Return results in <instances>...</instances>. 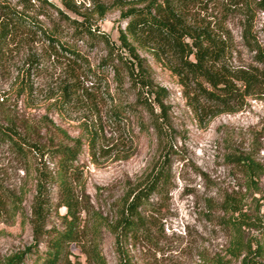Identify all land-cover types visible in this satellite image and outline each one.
Listing matches in <instances>:
<instances>
[{
	"label": "rangeland",
	"instance_id": "rangeland-1",
	"mask_svg": "<svg viewBox=\"0 0 264 264\" xmlns=\"http://www.w3.org/2000/svg\"><path fill=\"white\" fill-rule=\"evenodd\" d=\"M63 1L47 0L118 44L126 26L122 11L147 0H75L76 13ZM260 1L250 0L252 10L231 9L229 0L196 6L186 13L187 25L229 45L228 67L264 71L256 50L264 51ZM48 12L45 25L60 28L84 59L74 63L37 34L0 48V128L12 126L44 153L24 154L0 134V264L19 253L21 264H43L51 237L66 229L61 187L51 181L45 235L33 248L38 172L55 176L59 169L46 150L76 141L79 241L67 246L58 264H245L248 257L264 264V87L239 111L203 119L170 70L171 56L151 45L137 47L150 79L166 91L173 153L170 185L142 211L141 230L125 238L115 230L123 202L159 164L165 141L145 112L129 108L137 89L104 65L105 44L79 41L66 18ZM65 89L75 90L71 99Z\"/></svg>",
	"mask_w": 264,
	"mask_h": 264
},
{
	"label": "trees",
	"instance_id": "trees-1",
	"mask_svg": "<svg viewBox=\"0 0 264 264\" xmlns=\"http://www.w3.org/2000/svg\"><path fill=\"white\" fill-rule=\"evenodd\" d=\"M215 1L147 0L142 7H131L121 13V19L126 22V26L124 30H119L118 44L99 29H94L87 19L71 20L63 10L47 0L0 1V48L21 37L37 34L57 47L58 52L68 54L74 63L82 62L84 57L79 48L62 38V30L57 26L48 28L42 20L49 16L48 9L53 8L60 17L66 18L67 22L74 26V36L79 41L87 37L92 44H105L108 57L104 60V65L115 69L117 75L125 77L137 89V102L129 108L138 107L145 112L158 138L165 141V152L159 164L123 202L115 230L125 238L136 235L141 230L144 221L142 211L150 209L151 200L160 196L170 185V160L173 153L168 142V111L164 104L166 91L155 86L150 79L143 60L138 55L137 47L151 45L159 52L171 56L170 70L178 79L194 113L203 119L239 111L245 99L255 96L264 87V71L235 70L228 67L226 58L230 51L229 45L211 31L197 30L187 25L186 13L193 7L209 5ZM35 2H38V5ZM229 2L231 9L252 8L250 0ZM63 5L71 12H77L75 0H64ZM257 6L264 12V0ZM102 11L100 9V12ZM256 50L258 61L264 67V51L259 47ZM74 91L65 89L64 97L70 98ZM0 134L6 136L12 146L24 154L33 150L43 153L38 146L23 139L12 126L0 128ZM80 149L81 144L76 141L72 146L64 145L46 150L47 154L58 159V173L53 176L45 169L38 172L37 195L33 206V248L37 250L39 240L45 235L43 225L48 205L46 190L51 181L57 180L61 187V206L66 209L69 218L66 229L51 237L50 251L45 254L43 264H58L67 246L79 241V207L73 183L76 179L75 163ZM23 257L24 253L12 255L5 264H21ZM245 264L257 263L248 257Z\"/></svg>",
	"mask_w": 264,
	"mask_h": 264
}]
</instances>
